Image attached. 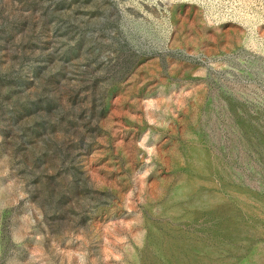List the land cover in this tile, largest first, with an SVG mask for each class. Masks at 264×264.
<instances>
[{
  "label": "rangeland",
  "instance_id": "rangeland-1",
  "mask_svg": "<svg viewBox=\"0 0 264 264\" xmlns=\"http://www.w3.org/2000/svg\"><path fill=\"white\" fill-rule=\"evenodd\" d=\"M0 264H264V0H0Z\"/></svg>",
  "mask_w": 264,
  "mask_h": 264
}]
</instances>
